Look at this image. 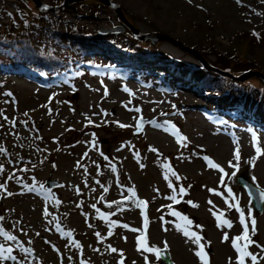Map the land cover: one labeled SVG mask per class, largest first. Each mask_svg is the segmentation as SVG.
<instances>
[{
    "label": "rangeland",
    "instance_id": "obj_1",
    "mask_svg": "<svg viewBox=\"0 0 264 264\" xmlns=\"http://www.w3.org/2000/svg\"><path fill=\"white\" fill-rule=\"evenodd\" d=\"M110 1L139 32L167 38L156 44L136 39L118 11L102 0L73 2L58 12H42L32 0H0V111L8 117L0 116V146L7 149L0 153V183L13 193L0 189V227L17 237L9 241L0 235V244L16 257L0 264H119L121 259L146 264L145 256L147 264H164L155 252L137 250L138 237L148 247L166 249L172 264H202L195 238L183 234L182 216L202 237L208 264H230L229 258L236 264L239 253L232 241L242 236V225L229 205L237 201L254 242L245 250L258 253L256 245L264 246V207L255 210L238 177L264 191V1L242 0L255 3L253 8L238 6L237 0L232 6L218 4L225 0H170L172 5L155 8L145 0ZM129 48L134 50H122ZM21 51L42 54L65 68L81 66L49 79L10 59ZM232 54H241L236 66L229 65L234 71L255 70L235 72L242 80L228 82L204 64L221 65ZM116 59L122 61L110 64ZM123 64L146 65L154 75L136 76ZM162 71L169 73L166 82L159 78ZM253 76L259 79L255 88L248 81ZM237 146L241 159L232 176L236 169L229 161L236 163ZM204 157L229 175L209 167ZM13 173L16 178L9 180ZM48 179L62 185L48 189ZM25 184L37 191L29 192ZM130 189L136 195L127 199ZM137 200L146 206L137 207ZM245 264H251L250 257Z\"/></svg>",
    "mask_w": 264,
    "mask_h": 264
},
{
    "label": "snow or ice",
    "instance_id": "obj_2",
    "mask_svg": "<svg viewBox=\"0 0 264 264\" xmlns=\"http://www.w3.org/2000/svg\"><path fill=\"white\" fill-rule=\"evenodd\" d=\"M189 2H191V0H189ZM237 3H240V0H237ZM5 95L11 96L12 94L11 93H5ZM5 102L7 103L8 101H5ZM135 111H140V110L139 109H135ZM25 115H27V113H25ZM105 115H107V113H105ZM0 116H3V119L5 121H8V117L4 116L2 111H0ZM10 123H11L12 127H15V121H10ZM23 123L26 124L27 122L25 121ZM116 123H119V122H116ZM140 123L141 124L143 123L142 118L140 120ZM119 126L125 127V125H122V124H120ZM0 127H3V125H0ZM180 139H183V138H180ZM252 139H253L254 144H256V145L259 144V139H258V137L255 134H253ZM153 151H155V149H153ZM256 152H257L258 155L261 154L260 147H258V146L256 147ZM0 153L7 154V149L3 148V146H0ZM85 155H87V154H85ZM101 155H103V153H101ZM204 159L206 161H208L209 167L214 168V169H218L219 172L224 174V176H228L229 175L227 172H225L224 168L221 167L219 164L213 163L208 157H204ZM234 159L236 161L235 164L232 161H229V167H232V168L236 169V171H233L231 173L232 176H235L236 172L239 170V163L238 162L241 159L239 146H237L236 149L234 150ZM164 167L167 169L168 165L166 164V165H164ZM115 170H116L115 167H113L112 171H115ZM24 171H27V169H24ZM2 172H4V168H3L2 165H0V173H2ZM164 175H165V179L167 180L168 179V172L166 171ZM171 175L175 176L177 180L180 179V177L174 171L171 172ZM14 178H16L14 173L8 176L9 180H12ZM253 180H255V177H253ZM223 183H224V181H223V179H221V184H223ZM23 186L25 188H27V190L29 192L37 191V188H36L35 185L28 186L27 184H25ZM169 187H173L171 181H169ZM41 188H43L42 185H41ZM0 189H3L4 192L7 194V196L13 195V193L7 191L6 183H0ZM105 191H107V189H105ZM129 191L131 192V196L128 197L127 199H132V197H135V195H136L135 191L132 190V189H130ZM179 191H180L181 195L185 194V189L183 188V186L180 187ZM209 191H214V190L209 189ZM227 192L229 194V198L230 199H234V197L232 196V189L230 187L227 188ZM216 194L223 195L222 193H216ZM175 198H176L175 196L170 197V199H175ZM261 200H262V202H264V193L261 194ZM146 203H147L146 201H140V200L136 201L137 207L146 206ZM188 203H192V202L189 201ZM209 203L211 204L212 202L209 201ZM109 206H111V205H109ZM233 206L235 207L236 211L239 213V222L242 225V236H237L232 241V247L239 253V256H238L236 264H245V258L246 257H250L251 264H260V261L264 260V246L257 244L256 246L260 249V251L258 253H255V254L245 250L250 244H252L254 242L251 241V239L249 237V228H248V224L246 223V220H245V212H244V210L239 206V202L238 201L235 203V205H229V207H233ZM93 207H95V205H93ZM169 207H171V206L169 205ZM251 211L252 210L249 209V215H251ZM171 214L172 215H179L178 213H175V212H173ZM180 218L186 222L185 226L183 228V234L186 237H189V238L194 237L195 238L194 239V243L198 244V246H199V250L196 251L195 255L200 259L202 264H208L207 253L205 252V245L200 243V240L202 239V237L197 235V233L191 232L189 230L190 226L192 225V221L191 220H189L187 217H183V216L180 217ZM161 219H163V217H161ZM3 220H4V217L0 216V221H3ZM217 220L218 221L220 220L219 216L217 217ZM223 224L227 225L228 227H232V223L229 220H224ZM219 226H221V225L218 223V227ZM251 226H252V232L255 233V231H256V227H255L256 226V220L254 218L251 219ZM123 227L128 228V225H123ZM179 227L180 226L177 225V228H179ZM57 230H60L59 224H57ZM130 230L131 231H138L137 229H130ZM0 235H3L5 237V239L9 240V241L17 240L16 236L9 234L7 231H5L3 229V227H0ZM65 235L70 236L71 233H65ZM96 235L99 237L100 233H96ZM224 240L225 241L228 240L227 234L224 235ZM240 240L244 241L243 246H241L240 244L237 243V241H240ZM137 243H138V246H139L138 249H137L138 251L142 248L143 251H145V252H149V253L155 252L156 259H160L161 252H162L161 249H154L152 247H148L147 244H146V241L143 238H139L138 237L137 238ZM165 246H166V242H165ZM76 247H78V248L80 247L78 242H76ZM109 248H110L111 252H113V253H116L118 251L116 248H112L110 245H109ZM12 251H13V249L11 247H5L3 244H0V259H3V260H8V259L16 260V257L11 255ZM23 251L25 253H29V249H27V248H23ZM97 251H99V250H97ZM120 255L123 256V253H120ZM69 259H71V258H69ZM144 259H145L146 264H147L148 257L145 256ZM229 261H230V264H232L231 258H229ZM18 264H19V262H18ZM81 264H86V262L85 261H81ZM119 264H124V260L121 259L119 261Z\"/></svg>",
    "mask_w": 264,
    "mask_h": 264
},
{
    "label": "trees",
    "instance_id": "obj_3",
    "mask_svg": "<svg viewBox=\"0 0 264 264\" xmlns=\"http://www.w3.org/2000/svg\"><path fill=\"white\" fill-rule=\"evenodd\" d=\"M32 10H33L34 14H36V15H39L40 14L39 12H37V10L34 7H32ZM20 11L21 10H19L18 12L19 13H22ZM26 13H29V10L28 9H27ZM39 24L40 23H37V25H39ZM7 29H10V28H7ZM14 30H17V29H14ZM8 37L11 38V37H13V35H8ZM134 42H135V46H137L139 48L140 47V44L137 43L136 41H134ZM248 42L249 43L246 44V46H247L246 48L249 49L252 46V44H251L252 41L251 42L248 41ZM122 50L124 52H128V51H133L134 49H130L129 48V49H125V50L122 49ZM145 50H147V49H145ZM240 56H241V54H240ZM240 56L237 57V55L235 56V54H232V55H230L229 59L228 60H224L221 65H218V64H215V63H210V62L209 63L212 64L215 67L220 68L221 70H224V71L229 72L231 75H235L236 73L239 75L241 72H247V71L255 70V69H253V67H249V68H245V69H239V68H237L234 71L233 70V67L232 66H229V65H230V63H233V64L234 63H238L241 60V57ZM13 58L14 59H12V58H10V59L11 60H14V61H17V63L20 64V65H22V67L24 66L25 69H28L29 68L31 70H34V71H36V74H39V75L44 76V77L49 78V79L51 77H55V75L57 73L58 74H60V73L61 74H64L66 71L73 70V66H75V68H80V66H81V64H73L72 65V63H71L70 65H67L68 67L65 68L63 65H60L58 62H56V60H53L52 58H51V60L49 59V61H46L44 59V56L42 54H38V55L36 54L35 57H33L30 54H25V52H23V51H21L20 53L16 54V56L13 57ZM121 61L122 60L116 59L115 61L113 60V62L110 63V64H113L114 62H121ZM123 65L127 69L128 68H131L132 74H135L136 76H140V75H150L151 76V75H154V70L155 69L154 68H151V67H147L146 65H143V67L140 68V69H138L135 64L134 65L133 64H131V65H125V64H123ZM234 65L236 66V64H234ZM134 70H138L137 71L138 73L136 71H134ZM158 74L160 75L159 78H162L165 82L167 81V78H168L169 73H166V72H163L162 71V72H158ZM220 77L222 78L223 81L235 82L234 79L231 78L230 76H224V75L221 76L220 75ZM257 80H259L258 77L253 76L248 81H250V83L253 84V87L255 88V87H257V85H256V81ZM238 83H240V82H238ZM223 108L224 109L222 111H225V112H231V110H232V109H229L228 107H223ZM219 113L221 115H223L224 112H219Z\"/></svg>",
    "mask_w": 264,
    "mask_h": 264
},
{
    "label": "water",
    "instance_id": "obj_4",
    "mask_svg": "<svg viewBox=\"0 0 264 264\" xmlns=\"http://www.w3.org/2000/svg\"><path fill=\"white\" fill-rule=\"evenodd\" d=\"M34 2V4L37 6V8L42 11V12H58L59 10L63 9L65 6L73 3V2H77V1H82V0H64L61 4L59 5H51V4H47L45 2H43L42 0H32ZM104 2H106L110 7L116 9L119 13V17L121 18V20L123 21V23L128 24V26L130 27L134 37L138 40H142V41H147L149 38L151 39V43L156 44L157 40L161 39V38H167L166 35L163 34H154V33H141L139 32L135 27H133L131 24H129L126 20L125 17L123 15V13L120 11L119 7L117 5H115L114 3H112L110 0H102ZM120 30H124V27H119ZM188 51H192L195 52L192 48H185ZM204 64L207 66V62L204 61ZM209 66V65H208ZM210 68L217 70L223 74H227L229 75L227 72L222 71L220 69L211 67ZM251 72V71H249ZM258 74V73H257ZM235 78H240V77H235ZM238 183L240 186L244 187L247 194L249 195L253 207L255 208L256 211L261 212L263 211V207H264V202H262L261 200V194L264 193V191L259 188L258 186H256L254 183H252L251 181H249V179L244 176L241 175L238 177ZM62 183L60 181L54 180V179H48L46 180V187L48 189H53V188H57L59 186H61ZM161 259L163 261L164 264H172L171 259H170V255L167 252L166 249H161Z\"/></svg>",
    "mask_w": 264,
    "mask_h": 264
},
{
    "label": "bare ground",
    "instance_id": "obj_5",
    "mask_svg": "<svg viewBox=\"0 0 264 264\" xmlns=\"http://www.w3.org/2000/svg\"><path fill=\"white\" fill-rule=\"evenodd\" d=\"M145 1L149 2V4L152 7L155 8V7H161V6L165 7V6L169 5V4L172 5L173 1H174V3H176L177 0H173L171 2H170V0H145ZM233 1H235V0H227V1L225 0L224 2L221 1L218 4L226 5V6H232ZM262 1H264V0H262ZM238 6L247 7V8H253L255 6V3H253V2L249 3V2H244V1L240 0V3H238ZM234 9H236V8H234ZM255 120L259 121L260 119L259 120L255 119Z\"/></svg>",
    "mask_w": 264,
    "mask_h": 264
}]
</instances>
